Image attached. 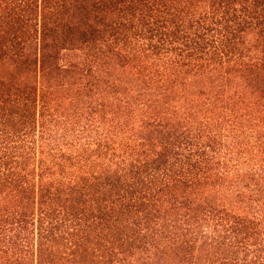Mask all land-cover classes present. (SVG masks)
Instances as JSON below:
<instances>
[{
  "label": "trees",
  "instance_id": "trees-1",
  "mask_svg": "<svg viewBox=\"0 0 264 264\" xmlns=\"http://www.w3.org/2000/svg\"><path fill=\"white\" fill-rule=\"evenodd\" d=\"M0 264H264V0H0Z\"/></svg>",
  "mask_w": 264,
  "mask_h": 264
}]
</instances>
